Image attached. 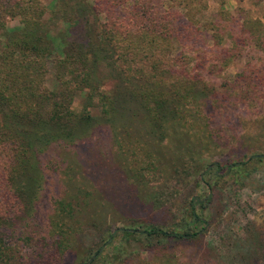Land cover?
I'll use <instances>...</instances> for the list:
<instances>
[{
  "label": "rangeland",
  "instance_id": "obj_1",
  "mask_svg": "<svg viewBox=\"0 0 264 264\" xmlns=\"http://www.w3.org/2000/svg\"><path fill=\"white\" fill-rule=\"evenodd\" d=\"M134 1L169 13L182 39L159 50L198 62L206 96L121 93L111 115L96 98L86 109L89 89L65 72L72 109L94 122L71 140L36 143L41 170L29 213L0 226L5 264H264V159L249 160L264 155V0ZM18 26L7 20L9 31ZM68 28L60 21L49 33L58 50ZM122 37L113 44L118 56ZM3 42L0 33V49ZM111 52L91 65L94 89L127 92ZM44 86L64 87L51 60ZM150 227L197 235L122 232Z\"/></svg>",
  "mask_w": 264,
  "mask_h": 264
},
{
  "label": "trees",
  "instance_id": "obj_2",
  "mask_svg": "<svg viewBox=\"0 0 264 264\" xmlns=\"http://www.w3.org/2000/svg\"><path fill=\"white\" fill-rule=\"evenodd\" d=\"M155 10L161 18L154 15ZM90 17L94 26L89 23ZM168 17L171 16L163 6L151 9L146 2L134 0H55L51 9L40 0H0V33L4 37L0 49V226L29 213L41 170L36 143L71 140L93 125L94 119L72 109L75 91L65 86V72L75 79L76 87L89 89L84 99L86 109L96 98L103 113L111 115L117 107L112 96L121 93L206 96L204 80L197 73L198 62L191 67L182 53L172 58L169 51L159 50V43L166 42L171 47L174 37L182 39V32L178 29L180 35H175ZM8 19H18L19 26L9 31ZM60 21L68 25L71 37L60 34L62 45L58 50L49 33L58 28ZM119 36L123 41L118 44V56L113 44ZM108 50L115 53L118 76L132 86L127 92L126 88L112 95L94 89L96 75L91 65L97 66L102 53ZM48 60L53 62L56 78L64 86L60 91L44 86ZM165 100L176 105L178 99ZM263 159L264 155L249 158ZM122 232L180 239L197 235L155 227ZM100 252L101 248L94 257ZM5 257L0 252V264L6 263ZM90 259L89 262L93 260Z\"/></svg>",
  "mask_w": 264,
  "mask_h": 264
}]
</instances>
